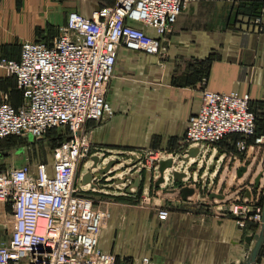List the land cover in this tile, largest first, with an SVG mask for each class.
<instances>
[{
	"label": "built area",
	"instance_id": "built-area-1",
	"mask_svg": "<svg viewBox=\"0 0 264 264\" xmlns=\"http://www.w3.org/2000/svg\"><path fill=\"white\" fill-rule=\"evenodd\" d=\"M184 5L185 0H114L112 6L98 8L88 17L70 12L50 44L25 41L16 60L0 57V70L12 77L20 95L19 105L13 108L0 93V140L36 139L50 130H65L59 136L64 139L50 152V163L0 169V206L9 208L11 225L8 238L0 242V264L115 263L113 255L97 248L107 213L83 195L86 189L78 182L81 164L88 159L87 126L110 116L105 93L118 51L156 56L159 39L171 32ZM254 24L261 31L259 18ZM230 137L236 138L222 158L232 166L250 157L251 149L264 152V136L255 134L249 96L202 90L196 112L186 120L180 147H214ZM163 154L143 149L135 159L141 169L151 170L154 163L172 156ZM250 188L249 200L190 195L184 202L210 210L215 218L231 220L238 230L257 227L264 224V190L257 196L256 189ZM153 211L158 221L168 218L167 209ZM126 262L158 264L147 256Z\"/></svg>",
	"mask_w": 264,
	"mask_h": 264
},
{
	"label": "crops",
	"instance_id": "crops-1",
	"mask_svg": "<svg viewBox=\"0 0 264 264\" xmlns=\"http://www.w3.org/2000/svg\"><path fill=\"white\" fill-rule=\"evenodd\" d=\"M113 4L114 0H0V57L16 60L22 42H36L43 35L42 44H50L70 12L88 17L92 11ZM257 18L261 31L254 24ZM43 25L48 26V32L39 34L37 29ZM144 32L154 37L150 28H145ZM112 77L105 100L113 116L105 125L96 124L91 130L93 144L109 148H100L99 152L89 155L96 157L99 163L116 158V154L108 152H118L117 147L126 146L130 148V158H139L141 149L137 146L147 144L152 137L161 142L182 139L186 120L196 112L202 90L247 94L250 109L258 113L260 106H264V0H185L171 32L159 39L157 55L147 56L121 49L117 53ZM202 79L203 85L200 83ZM0 85L9 91L3 81ZM14 89L18 93L15 83ZM2 93L9 97L8 93ZM7 103L16 108L20 103L19 93L16 105H11L9 100ZM121 113L124 115H119ZM231 143V137L222 140L215 146L212 157L207 153L203 159L197 158V167L201 170L190 174L193 177L189 184L184 182L181 185L193 189L191 197L204 192L207 198L214 194L225 199L223 194L226 192L221 189L224 184L218 187L213 181L221 178L215 170L218 166L219 170L225 168L229 172L232 181L236 170L247 166L248 171L237 182L241 184L246 178L248 182L253 179L256 169L252 168L250 176L249 167L252 161L254 164L259 162L264 152L251 149L250 157L243 159L239 166H232L222 158ZM187 148H197L199 153V147ZM182 149L180 147L178 153ZM215 155L217 157L213 159ZM167 158L169 156L161 160ZM155 178L156 175H152V182ZM225 184L229 189L226 181ZM88 187H84L83 195L90 198L94 192L103 195L101 190ZM245 187L229 189L226 199H240ZM164 191L166 189L154 192L159 204L146 215L140 232L141 224L135 219L123 218L118 222L127 226L123 228L130 240L129 251L123 252L113 244L114 233L119 228L112 221L99 232L97 248L113 255L116 264H126V260L139 256L150 257L158 264H240L247 260L242 258L241 251L233 243L251 238L256 240V227L238 230L231 220L215 218L210 210L185 203L177 194L173 195L177 201L168 202L173 196ZM141 195L147 194L144 191ZM134 196L129 197L135 201ZM156 208L167 209L168 218L158 221L153 211ZM0 212L7 215L9 208L0 206Z\"/></svg>",
	"mask_w": 264,
	"mask_h": 264
},
{
	"label": "rangeland",
	"instance_id": "rangeland-1",
	"mask_svg": "<svg viewBox=\"0 0 264 264\" xmlns=\"http://www.w3.org/2000/svg\"><path fill=\"white\" fill-rule=\"evenodd\" d=\"M46 31L48 32V26H44V25L40 28V30L37 29V32H39V34L40 33L44 34ZM44 37L45 35L41 36L42 39L37 40L36 42L44 43L43 41ZM130 53H133V52H130ZM4 57H10V56H4ZM10 58H13V57H10ZM116 65L118 66V63ZM1 81L5 83L4 86L9 87V91L5 90V88L1 87V85H0V91L8 93L9 97H6V100L7 101L9 100V103L11 105H16L18 103V93L14 89V80L12 79L11 76L6 75L4 71L0 70V82ZM2 92L0 93L5 94ZM108 107L110 110V116L108 118H103L98 123H94V124L90 123L87 126V134H88L87 136L89 137L88 159L84 160V162L81 164V167L78 171V176H81L82 174L88 171L91 174H93V177L95 175V177L93 178L96 181L95 186L99 187L97 189L101 190V194L103 195H100L94 192V193H91L94 198L93 197L91 198L94 199L97 203L100 202L99 204L96 203L97 207L104 209L105 212L107 213L105 225H107L109 222L112 221L115 223V226H118L119 228V231H117L116 234L114 233L113 244L116 247H119L121 251L127 252L131 249L128 246L129 245L128 243L130 242V240H129L128 234H126V231L124 230V228H127V226L118 224V222L120 223V219L130 218V219H135V221L136 220L139 221L141 225H139L138 231L140 232L143 226L142 223L144 222L146 215L151 214L152 213L151 209L154 208V205L156 206L157 204H159L156 197L154 196V192L155 191L157 192L158 189L160 190L166 189V191H169L171 188H176V185H174L173 187L172 186L173 184L170 183L166 179V176H164L163 184L158 185L157 188H153L152 187L153 183H149V187L147 186L146 188L147 190H145V187L142 188V191L141 189H138L137 191L138 193L136 194V196H134L136 200L135 201L132 200L131 199L132 197H129L130 195H127L124 192L126 189H129V190L132 189L130 187L131 185H129L130 181L129 182L127 181L122 185H114L112 183L114 181L120 180L121 178L127 175H130L131 177L137 176L136 174L141 171V165L139 162L135 163L131 167L124 166L126 164L133 163V159L130 158L128 155L129 153L128 149L130 148L127 149L126 146L117 147L119 150L118 152H114V153L108 152L109 154H116L114 155L116 158L113 159L116 163L104 175L99 176L95 172L98 169L99 170L102 169L106 165L107 162H103V163L97 162L96 168L94 169V171L90 170L91 162L89 160L90 159L89 155L95 152H99L100 148L109 149L106 146L94 145L92 134H91V130H93L96 124L101 123L102 125H105L112 118L113 111L109 105ZM252 113L255 117V133L257 135L264 136V106H260V111L258 113H254L253 111ZM119 115L123 116L124 113H121ZM64 133H65V130L58 129V130H50L49 132L44 134L41 138H36V139L31 138L29 136H24V137L7 138V139L0 140V169L17 168V167H21L24 164L33 166L36 163H50L51 161L50 152L55 147V145L58 143L59 136ZM151 139L152 140L148 142L147 144H144L143 146L142 145L137 146V147H140L139 148L141 149L140 151H142L143 149L161 150L165 153L163 154V156L166 154L167 155L171 154L174 158L177 156L176 154H178V150L180 148L181 138L167 139V140H163L162 142L157 137H152ZM197 146L199 147V153H198L199 155L206 156L207 153H211L210 157L213 156V153L215 151V146L212 147L206 144H200ZM226 151L229 152L230 149L226 147ZM103 155L106 156L107 154L103 153ZM253 162L254 161H252V164H251L252 166L249 167L251 171L253 167H254V170L256 169V172L254 173L255 175L253 174V178L256 176V174L260 173V179H259L258 187L256 189V195L258 196L260 191L264 188V155L262 156L259 162H256L255 164ZM215 170L216 172L218 170L217 175L218 177L221 176V178H219L218 180H213V179L212 180L215 181L214 183H216L218 187L222 185V183L224 184L221 187V189L225 190L226 192L225 194H223L224 196H226L225 199L228 197L227 195H229V192H228L229 189L237 190V189L242 188V187H239V183L235 180L236 179L235 177L233 181L229 179L228 177L229 172H227L225 168L219 170V166H218L215 168ZM151 174L153 176L156 175V178H157L156 171L154 172V174L151 172ZM142 175L144 176V179L146 180L148 179L150 172L148 170H143ZM152 175L150 179L151 182H152ZM192 177L193 176L190 175L189 178L188 177L186 178V180L189 181L187 183H190ZM247 179L248 178H246V182L248 183L249 188H250V185H252V180L249 179L250 182H248ZM225 181L228 183L227 186L229 187V189H226ZM183 183L184 182L182 181L180 186L183 185ZM87 191L90 192V189H87ZM144 191L146 192L147 195L142 196L141 193ZM239 191H238L239 193L242 192L241 190ZM149 194H151V196ZM166 194L168 193L166 192ZM173 195L174 194H171V196ZM204 195L205 194L203 192L201 194H197L196 197L194 198L195 199H206ZM139 197L140 198L144 197L145 199H148V201L145 203L143 202L142 204H139L137 202V200H139ZM173 197L168 202L171 203V202L177 201L176 195L174 198ZM177 197L180 198V196H177ZM262 207H263V204H262ZM256 228H257L256 232L258 233V238L256 240H253V238H251L249 241L238 240L237 242L233 244L236 249L241 251L240 254L242 255V258L248 259L256 242H258L256 254L253 258L252 264H264V224ZM10 232H11V225L9 223L8 214L4 215L0 212V242L2 240H6Z\"/></svg>",
	"mask_w": 264,
	"mask_h": 264
},
{
	"label": "water",
	"instance_id": "water-1",
	"mask_svg": "<svg viewBox=\"0 0 264 264\" xmlns=\"http://www.w3.org/2000/svg\"><path fill=\"white\" fill-rule=\"evenodd\" d=\"M198 157L203 159L202 158L203 156H200L198 154L197 148H187V149L183 148L177 154V156L175 158L171 156L167 159L159 160L156 163H154L152 165L151 171H149L150 175L148 176V179H146V180L144 179V176L142 175V171L144 169H141V171L136 174L137 176L131 177L130 175H127L118 181H114L113 184L114 185H122L127 181L128 182L132 181V185L130 187L133 189V192H130L129 189H126L124 192L127 195H136L138 193L137 192L138 189H141L143 187L147 188V186L149 187V183H153L152 187L157 188L158 185L163 184L164 176H166V179L170 183H172L173 185H176L177 190L172 189V190L165 191V192L170 193V194H177V196H180L181 200H185L186 197H189L192 194L193 189L188 188L186 186H180V184H181V181L184 180L185 178L189 177L191 173L199 172L201 170L200 167L199 168L197 167V163H198L197 158ZM216 157L217 156L215 155L213 157V159H215ZM132 159H133V163L126 164L124 166L125 167H131L135 163H137V159H135V158H132ZM89 160L91 162L90 170L94 171V169L96 168V164H97L98 159L96 157H90ZM191 160H195V161H193L192 163H189ZM115 163L116 162L114 160L108 161L102 169L96 170L95 173L99 176H102ZM154 169L157 173V178L154 180V182H151V180H150L151 175H152L151 172ZM246 171H248L247 166H242V167L238 168L235 172L236 179L240 180L242 174L246 173ZM249 171H251V170H249ZM252 171L250 172V176L252 174ZM259 179H260V173L256 174V176L252 179V187L254 189H257ZM78 182H79V185L82 187L89 186L93 190L97 189V187L93 183V174H91L89 171L82 174L81 176H79ZM139 186H140V188H139ZM243 186H246V187L243 189V196L242 197L249 200V198H250L249 185L245 181L244 183L239 184V187H243ZM263 190H264V188H263ZM208 198L209 199L216 198V199L221 200L222 196L210 194L208 196ZM262 204H263V207H262V209H263L262 222H263V220H264V193L262 195ZM257 246H258V242H256L249 258L245 262L240 263V264H252L253 263V258L256 254Z\"/></svg>",
	"mask_w": 264,
	"mask_h": 264
},
{
	"label": "trees",
	"instance_id": "trees-1",
	"mask_svg": "<svg viewBox=\"0 0 264 264\" xmlns=\"http://www.w3.org/2000/svg\"><path fill=\"white\" fill-rule=\"evenodd\" d=\"M19 96H20V95H19ZM255 134H256V133H255ZM256 135H257V134H256ZM7 138H17V137L11 136V137H7ZM7 138H6V139H7ZM235 138H236V137H232V140L235 139ZM62 139H64V138L59 137V138H58V143H59ZM58 143H57V144H58ZM57 144H56V145H57ZM56 145H55V146H56ZM228 148H229V147H228ZM114 264H116V262H115Z\"/></svg>",
	"mask_w": 264,
	"mask_h": 264
},
{
	"label": "flooded vegetation",
	"instance_id": "flooded-vegetation-1",
	"mask_svg": "<svg viewBox=\"0 0 264 264\" xmlns=\"http://www.w3.org/2000/svg\"><path fill=\"white\" fill-rule=\"evenodd\" d=\"M94 177H95V175H94ZM94 177H93V178H94ZM112 183H113V182H112ZM129 185H132V181H130V184H129ZM139 188H140V186H139ZM131 190L133 191V189H131ZM131 190H130V192H132Z\"/></svg>",
	"mask_w": 264,
	"mask_h": 264
}]
</instances>
